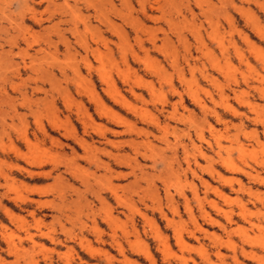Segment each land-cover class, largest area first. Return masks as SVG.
I'll list each match as a JSON object with an SVG mask.
<instances>
[{"label": "rangeland", "instance_id": "1", "mask_svg": "<svg viewBox=\"0 0 264 264\" xmlns=\"http://www.w3.org/2000/svg\"><path fill=\"white\" fill-rule=\"evenodd\" d=\"M0 53V264H264V0H0Z\"/></svg>", "mask_w": 264, "mask_h": 264}, {"label": "bare ground", "instance_id": "2", "mask_svg": "<svg viewBox=\"0 0 264 264\" xmlns=\"http://www.w3.org/2000/svg\"><path fill=\"white\" fill-rule=\"evenodd\" d=\"M225 9V8H224ZM35 13V12H34ZM32 16H34V15H32ZM39 21H42L41 19L39 20ZM11 27V26H10ZM258 29V28H257ZM259 29H260V27H259ZM7 32V31H6ZM263 32V31H262ZM199 36V35H198ZM13 39V38H12ZM27 39V38H26ZM25 39V40H26ZM31 39V38H30ZM24 42V41H23ZM86 43V42H85ZM28 44V43H27ZM203 45V44H202ZM11 46V45H10ZM9 49H11V48H9ZM221 49V48H220ZM21 50H23V49H21ZM205 50V49H204ZM26 52L28 53V51L26 50ZM1 54V53H0ZM14 54V53H13ZM25 54V53H24ZM12 55V54H11ZM11 55H10V57H11ZM7 56V55H6ZM24 58V57H23ZM6 60V59H5ZM13 61V60H12ZM4 64L6 65V63L4 62ZM15 67V66H14ZM18 71H19V68H18ZM17 72V71H16ZM33 72V71H32ZM207 76V75H206ZM6 77V76H5ZM46 81V80H45ZM16 86V85H15ZM17 87V86H16ZM3 89V88H2ZM6 89V88H5ZM42 89V88H41ZM4 90V89H3ZM20 91V90H19ZM22 91V90H21ZM114 91H117V90H114ZM263 91V90H262ZM234 92V91H233ZM264 92V91H263ZM21 93V92H20ZM43 93H44V90H43ZM111 96L110 97H112V99H114L118 104L120 103V105L122 104V105H124L125 107H127V108H131L130 106H129V104H128V102L126 101V99L122 96V95H120V93H117V92H112V90H111V92H108ZM261 93V92H260ZM264 94V93H263ZM262 94V95H263ZM196 95V94H195ZM23 96V95H22ZM96 97V96H95ZM263 97V96H262ZM4 99H5V97H4ZM36 99V98H35ZM1 100H2V98H1ZM0 100V101H1ZM6 101V100H5ZM96 101H99L100 103H101V101H100V99H99V97L97 96V98H96ZM103 101V100H102ZM201 101H202V99H201ZM225 101V100H224ZM38 102V101H37ZM37 102H35V104L37 103ZM104 103V102H103ZM200 103V102H199ZM198 103V104H199ZM33 104V103H32ZM105 104V103H104ZM202 104V103H201ZM204 104V103H203ZM202 104V105H203ZM11 105H13V104H11ZM26 105V104H25ZM39 105V104H38ZM36 106V105H35ZM204 106V105H203ZM10 107V106H9ZM16 107V106H15ZM29 107V106H28ZM102 107V106H101ZM206 107V106H205ZM204 107V108H205ZM109 108V107H108ZM32 109V108H31ZM102 109V108H101ZM105 109V108H104ZM16 110V109H15ZM110 110V109H109ZM33 111H35V109L33 110ZM33 113V112H32ZM218 113V112H217ZM9 114V113H8ZM7 114V115H8ZM30 114V113H29ZM120 115V114H119ZM118 114H115V113H113L112 111H111V113H110V120H112V118L114 119V121H116V122H124V121H122V118L119 116ZM17 116H19L18 114H17ZM21 116V115H20ZM206 116V115H205ZM125 119H126V117H125ZM113 121V122H114ZM39 122V121H38ZM107 139V138H106ZM25 141L27 140L26 138L24 139ZM30 140V139H29ZM28 142V141H27ZM27 144V143H26ZM29 144V143H28ZM194 144V143H193ZM169 145V144H168ZM173 146V145H172ZM216 154V153H215ZM120 156V155H119ZM40 160H41V158H40ZM262 162V161H261ZM260 162V163H261ZM230 163V162H229ZM231 164V163H230ZM232 165V164H231ZM23 168V167H22ZM236 168H238L239 169V167H236ZM211 170V169H210ZM233 170H235V169H233ZM243 170V169H242ZM27 171H29V170H27ZM30 172V171H29ZM32 172V171H31ZM39 173V172H38ZM245 173V172H244ZM250 173V172H249ZM47 174H49V173H47ZM243 174V173H242ZM248 174V173H247ZM251 174V173H250ZM247 176V175H246ZM225 178V177H224ZM231 178V177H230ZM235 179H237V178H235ZM253 179V178H252ZM259 179V178H258ZM231 182V181H230ZM241 183V182H240ZM226 184V183H225ZM241 185H243L242 183H241ZM245 185H243V187H244ZM230 187V186H229ZM243 189V188H242ZM219 190V189H218ZM220 191V190H219ZM221 192V191H220ZM242 192V191H241ZM224 195V194H223ZM11 212V211H10ZM246 214V213H245ZM209 220H210V218H209ZM230 220H231V218H230ZM234 221V220H233ZM220 222V221H219ZM215 223H216V221H215ZM221 225V224H220ZM233 227V226H232ZM232 231H234V230H232ZM193 234V233H192ZM194 235V234H193ZM197 237V236H196ZM180 239V238H179ZM181 241V240H180ZM261 241V240H260ZM142 252L145 254V256L148 258V259H150V260H153L154 258H153V255H152V253L149 251V249L148 248H143V250H142Z\"/></svg>", "mask_w": 264, "mask_h": 264}]
</instances>
